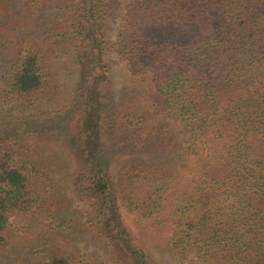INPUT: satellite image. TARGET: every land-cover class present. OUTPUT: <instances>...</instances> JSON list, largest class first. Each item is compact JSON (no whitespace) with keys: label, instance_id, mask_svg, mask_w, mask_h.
Wrapping results in <instances>:
<instances>
[{"label":"trees","instance_id":"trees-1","mask_svg":"<svg viewBox=\"0 0 264 264\" xmlns=\"http://www.w3.org/2000/svg\"><path fill=\"white\" fill-rule=\"evenodd\" d=\"M112 8L0 0V264H264V0Z\"/></svg>","mask_w":264,"mask_h":264},{"label":"rangeland","instance_id":"rangeland-1","mask_svg":"<svg viewBox=\"0 0 264 264\" xmlns=\"http://www.w3.org/2000/svg\"><path fill=\"white\" fill-rule=\"evenodd\" d=\"M121 12H122V0H113V8L109 14V17L107 19V25H106V34H107L106 38H107L108 49H109L108 63L112 69L113 78L115 80L118 90H122L123 87L129 86L131 84L130 80H132L130 78V73L127 69L125 62L119 61L116 58L112 50V45L115 42V34H116ZM37 108L40 110L44 109V107L40 105H37ZM17 112L18 111L16 110V113ZM175 129L179 132L178 135L181 139L185 137V134L181 132L179 125H175ZM64 174L65 172H63V175ZM73 205L76 207V203H73ZM79 207L80 209L83 208L82 205ZM124 216L128 224L134 229L133 218L127 214H124ZM78 246L81 248V250H83V252H94L98 256V258L101 259L102 261H105V262L108 261L107 254L99 249L98 244L92 243L89 240L87 242L83 240L81 243H79ZM151 254L156 259L158 264H177L175 260L171 259L167 254H162L156 249L155 250L152 249Z\"/></svg>","mask_w":264,"mask_h":264}]
</instances>
